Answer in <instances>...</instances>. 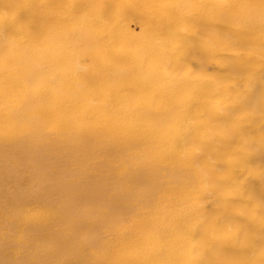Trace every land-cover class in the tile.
Instances as JSON below:
<instances>
[{
	"label": "bare ground",
	"instance_id": "1",
	"mask_svg": "<svg viewBox=\"0 0 264 264\" xmlns=\"http://www.w3.org/2000/svg\"><path fill=\"white\" fill-rule=\"evenodd\" d=\"M0 264H264V0H0Z\"/></svg>",
	"mask_w": 264,
	"mask_h": 264
}]
</instances>
